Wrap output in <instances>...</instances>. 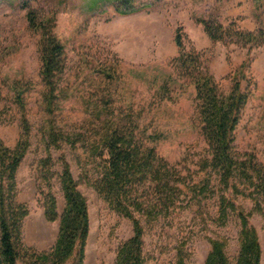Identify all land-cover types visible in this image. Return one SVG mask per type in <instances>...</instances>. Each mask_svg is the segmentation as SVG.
Instances as JSON below:
<instances>
[{"label":"rangeland","instance_id":"obj_1","mask_svg":"<svg viewBox=\"0 0 264 264\" xmlns=\"http://www.w3.org/2000/svg\"><path fill=\"white\" fill-rule=\"evenodd\" d=\"M92 1H27L38 18L54 17V34L65 49L59 100L50 118L44 110L45 89L39 74L40 33L28 27L27 9L20 1L0 0V140L12 149L23 136L13 87L27 89L22 97L29 125L28 148L16 172L14 190V202L28 211L21 229L23 246L42 254L57 240L59 219H46L44 197L49 190L54 194L60 215L64 200L59 176L64 161L88 204L83 264H114L119 247L133 236L131 222L113 211L92 186L100 167L99 159L90 158L88 150L107 119L94 106L111 99L113 118L124 127H129L127 118H132L135 140L154 148L181 172L188 186L182 187L178 208L168 214L148 221L135 213L144 228V264H176L180 247L185 264H204L211 250L208 239L226 240L225 253L233 261L239 250L240 223L232 213L225 223L218 220L222 187L207 167L209 153L199 131L194 86L172 65L178 56L174 37L181 29L185 51L200 55L225 93L231 88L228 76L249 60L254 86L235 132V147L264 166V45L212 42L200 22L264 32V4L252 0H136L138 6L150 4L151 8L119 16L111 6L114 0H104L100 8L90 11ZM49 119L56 127L59 146L47 136ZM48 157L49 172L42 166ZM207 184L204 192L201 188ZM224 194L244 212H251L249 224L258 235L264 264V217L252 212L249 199ZM65 264L77 262L71 258Z\"/></svg>","mask_w":264,"mask_h":264},{"label":"trees","instance_id":"obj_2","mask_svg":"<svg viewBox=\"0 0 264 264\" xmlns=\"http://www.w3.org/2000/svg\"><path fill=\"white\" fill-rule=\"evenodd\" d=\"M7 1H20L22 8L27 9L28 27L40 33L38 53L41 61L39 74L45 89L43 104L45 113L52 118L59 100L60 76L66 59L64 46L54 34L55 19L53 16L38 18L29 9L28 0ZM252 1L264 4V0ZM111 2L119 16H129L151 8L150 4L138 6L136 0ZM104 3V0H93L88 9L97 10ZM200 22L212 42L264 45V32L255 34L226 28L212 21ZM174 41L178 56L172 60V65L180 76L194 86L199 131L209 153L207 167L217 176L222 187L218 220L225 223L232 213L240 223L237 257L231 261L226 255V240L208 239L211 250L204 264H261L259 238L249 224L251 212H244L224 194L231 192L232 195L249 199L252 212L264 217V166L254 157L240 154L235 147V132L254 86L250 62L246 59L228 76L231 88L225 93L201 62L200 55L195 51H185L181 29L176 30ZM13 90L17 93L16 105L21 113L23 136L14 149L0 140V264H65L71 258L77 264H83L89 235L88 204L65 161L59 176L64 200L62 213L58 215L56 198L50 190L44 197L46 219H59L58 236L53 248L47 253L37 254L22 244V223L28 211L14 202V190L16 172L28 148L29 125L22 97L27 89L14 86ZM110 101L94 106L95 112L105 114L107 119L102 124L98 140L88 150L90 158L99 159L100 167L98 178L92 186L113 211L132 224L133 236L119 247L114 264H144V228L135 213H140L148 221L157 219L160 214H168L178 208L182 187L187 185L181 172L158 156L154 148L143 147L135 140L136 125L132 118H127L129 127H124L121 121L113 118ZM47 124L50 143L59 146L53 119H49ZM42 166L49 172V157L42 162ZM208 185H203L201 189L207 191ZM181 250L182 247L178 249L176 264H185Z\"/></svg>","mask_w":264,"mask_h":264}]
</instances>
